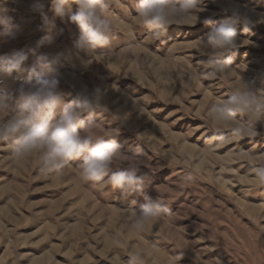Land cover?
Instances as JSON below:
<instances>
[{
    "label": "rangeland",
    "instance_id": "1",
    "mask_svg": "<svg viewBox=\"0 0 264 264\" xmlns=\"http://www.w3.org/2000/svg\"><path fill=\"white\" fill-rule=\"evenodd\" d=\"M30 3L6 5L14 9L15 38L0 45V55L22 50L27 60L19 72L0 73V88L25 83L44 54L59 56L54 68L65 90L110 85L108 107L97 113L99 129L118 132L125 153L141 150L144 195L162 199L169 212L136 234L128 215L133 197L82 181L75 161L62 171H44L38 157L14 158L10 143L0 142V264H128L140 248L148 253L144 264H264V186L254 183L246 162L264 157V125H256L255 137L241 139L226 129L228 142H220L207 120L214 101L227 98L242 78L253 81L264 72V23L248 31L236 25L240 46L230 73L208 80L190 71L207 59L194 48L198 38L232 18L224 7L246 5L254 19H264V0H204L201 22L170 26L158 40H149L137 22V0H114L108 11L112 43L97 48L89 65L84 62L91 54L73 43L78 26L55 17L54 26L44 28ZM50 6L45 0L43 11L53 18ZM205 18L212 23L204 24ZM41 39L46 42L38 47ZM126 97L139 102V112ZM136 199L139 208L144 196Z\"/></svg>",
    "mask_w": 264,
    "mask_h": 264
},
{
    "label": "clouds",
    "instance_id": "2",
    "mask_svg": "<svg viewBox=\"0 0 264 264\" xmlns=\"http://www.w3.org/2000/svg\"><path fill=\"white\" fill-rule=\"evenodd\" d=\"M21 2L0 0V45L15 38L16 25L9 15L14 9L6 5ZM113 2L50 0L53 18L43 11L45 0H31L27 7L29 11L41 13L44 28L54 26L55 17L67 18L77 25L79 35L73 43L77 49L91 54L84 62L89 65L95 62L97 48L105 49L112 43L114 23L108 11ZM73 3L78 6L76 11L72 9ZM203 4L204 0H137L136 20L150 33L149 40H158L170 26H194L201 22L199 14L205 10ZM223 11L231 12L232 18L211 27L194 45L201 56L207 57L190 70L198 78L214 80L230 73L233 50L240 46L236 25L243 24L248 31L250 26L264 23L261 15L254 19L246 5L229 3ZM202 22L207 25L212 20L205 18ZM45 42L41 39L37 46ZM26 60L27 54L22 50L11 56L0 55V73L19 72ZM59 64L58 55L44 54L28 69L25 83L15 89L0 88V142L10 143L14 158L38 157L44 171H62L71 162H77V175L82 181L93 182L100 189L108 186L118 189L122 199L133 197L128 213L130 228L136 234L147 232L169 209L162 199L144 195L147 177L141 170L145 165L141 150L125 153L123 145L115 139L118 132L99 129L97 113L107 109L111 86L97 85L90 90L87 85L78 89L71 85L70 90H65L60 87L62 73L54 68ZM126 103H130L131 110L140 111L138 101L126 97ZM127 112L121 113V125L128 120ZM238 116L247 119H237ZM207 120L213 138L220 142H228L224 137L226 129L235 139L258 135L256 125H264V72L253 81L242 78L227 98L214 101L207 110ZM246 162L251 165L254 183L264 186V157H253ZM141 195L144 202L136 208V198ZM147 255L143 248L136 249L128 264H144Z\"/></svg>",
    "mask_w": 264,
    "mask_h": 264
}]
</instances>
